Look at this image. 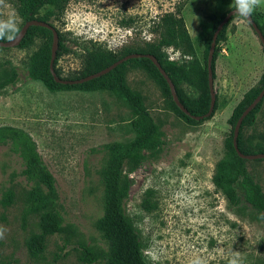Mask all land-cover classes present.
<instances>
[{
	"label": "rangeland",
	"instance_id": "rangeland-1",
	"mask_svg": "<svg viewBox=\"0 0 264 264\" xmlns=\"http://www.w3.org/2000/svg\"><path fill=\"white\" fill-rule=\"evenodd\" d=\"M181 1L69 0L61 14L46 6L36 15L47 14L72 49L58 57L56 52L54 59L60 76L70 78L80 74L83 53L91 44L118 53L155 41L156 21ZM232 6V0H187L181 14L194 53L186 55L174 46L163 51L170 59L204 66L205 39L213 28L210 15L220 17ZM20 7L19 0H0V19L12 15L20 29ZM256 10L264 14V6ZM49 42L48 34L36 29L30 43L0 47V79L13 67L18 72L15 83L0 89V125L20 127L36 142L56 181L63 228L46 236L42 252L29 251V240L41 232L39 215L25 213L29 186L20 173L21 161L0 146V226L6 230L0 264H107L108 245L96 227L103 211L98 149L133 138L132 113L111 91L49 86L32 76V56ZM217 46L216 108L196 123L176 112L172 98L143 68L133 62L124 66L128 86L141 95L164 133L162 145L146 152L142 166L130 174L134 183L125 201L146 264H189L197 256L206 264H228L233 252L240 253L243 264H264V218L244 201L230 206L213 183L217 161L229 157L226 141L234 108L247 92L264 85V48L251 25L236 14ZM180 88L189 100L199 96L194 83L182 82ZM241 140L250 153L264 145V99L253 123L242 126ZM245 165L264 192V158ZM144 199L153 204L150 210L143 207ZM84 246L98 255L96 261L82 259Z\"/></svg>",
	"mask_w": 264,
	"mask_h": 264
},
{
	"label": "trees",
	"instance_id": "trees-1",
	"mask_svg": "<svg viewBox=\"0 0 264 264\" xmlns=\"http://www.w3.org/2000/svg\"><path fill=\"white\" fill-rule=\"evenodd\" d=\"M19 1L21 6L20 14L24 21L37 18L49 22V16L47 14L37 16L38 11L46 6H52L57 13L61 14L69 0ZM186 1L182 0L174 11L166 12L159 17L155 23V30L158 32L159 37L155 41L147 42L144 46L139 47H123L118 53L98 44H91L85 48L83 53L84 62L82 63L80 74L66 79H76L99 71L128 53H150L157 58L171 78L179 100L188 109L190 114L202 115L206 113L210 103L206 70L207 53L212 34L227 11L220 17L214 14L210 15L213 21V28L205 39L204 66L191 64L186 59H170L163 51L164 47L174 46L175 48L181 49L186 55L194 53L192 41L181 14ZM233 8L234 5L230 9ZM251 17L264 36V14L255 10ZM226 25L227 23L222 26L216 40L212 60L213 77L214 60L219 49L217 44L222 37V32ZM36 29L48 34L50 42L32 56L29 67L32 76L43 80L49 86L68 88L80 86L90 89L108 90L123 98L130 108L132 115L129 119V125L134 134L133 138L126 142L113 141L105 143L98 149L99 152H102V164L99 170V176L103 187V211L97 219L96 227L108 245L107 264H146L142 243L135 226L126 213L125 201L128 198L130 187L134 183L130 174L142 166L146 159V152L154 151L162 145L164 133L160 125L153 119L148 108L144 105L141 95L128 86L124 66L127 62H133L136 66L143 68L162 86L170 98H172L169 86L154 63L147 57L130 58L109 72L83 83H58L49 71L52 33L48 28L36 25L30 26L18 46L30 43L34 37V30ZM58 36L57 57L72 51L66 45L64 37L59 31ZM54 70L57 76L61 77L59 70L55 66ZM17 77L18 72L13 67L10 75L0 79V89L15 83ZM182 82L194 83L200 91L198 98L194 100L187 99L180 88ZM261 89H252L247 92L240 103L234 108L229 119L232 125V132L226 141V146L229 149V157L226 156L217 161L213 174V183L221 189L230 206H238L244 201L264 218V192L262 187L247 170L245 165L247 159L239 157L232 145L233 128L238 117ZM263 99L264 96L248 115L245 116L241 123L237 144L243 153L250 152L242 148V126L253 123ZM171 102L176 112L188 122L196 123L208 118L195 120L182 112L173 99ZM215 108L216 102L214 110ZM0 146L7 147L21 161L22 167L20 173L29 186L25 213H37L39 215L41 232L34 235L28 242L29 251L36 255L44 249L46 236L51 233L60 232L63 228L62 216L59 212L60 203L56 181L44 163L36 142L24 129L12 125H0ZM257 152H264V145H260ZM142 205L146 210H150L153 206L148 199H144ZM82 259L87 263H92L98 259V255L89 247L84 246Z\"/></svg>",
	"mask_w": 264,
	"mask_h": 264
},
{
	"label": "water",
	"instance_id": "water-1",
	"mask_svg": "<svg viewBox=\"0 0 264 264\" xmlns=\"http://www.w3.org/2000/svg\"><path fill=\"white\" fill-rule=\"evenodd\" d=\"M234 14L235 13H234L233 9H230L229 11H227V13L223 17V19L216 26V28L212 34V37H211V41H210V45H209V49H208V53H207V58H206L207 84H208V90L210 93V103H209V108H208L207 112L202 114V115L190 114L188 109L181 103V101L179 100L178 95L176 93L174 83L172 82V80L169 77V75L167 74V72L164 70V68L161 66L160 62L157 60V58L153 54L137 53V52L128 53V54L124 55L123 57H120L119 59L115 60L114 62H112L108 66L104 67L103 69L96 71L94 73H91V74H88L86 76L76 78V79L62 78V77L57 76V74L54 70V59L56 56V52L58 49V43H59L58 31H57L56 27L53 24H51L50 22L43 21V20L37 19V18L28 19V20L24 21L22 27L19 29V38L12 43H10L8 41H0V47L7 48V47L18 46L19 43L21 42L22 38L26 34L28 28L32 25L42 26V27L48 28L52 33L51 52H50V60H49V71H50L52 77L54 78V80L56 82L62 83V84L83 83V82H86L88 80H91L95 77L101 76V75L109 72L114 67H116L120 63H122V62H124L130 58L147 57L154 63V65L157 67V69L160 71L163 78L167 82L169 89H170L172 99L175 102V104L177 105V107L182 112H184L186 115L192 117L193 119L200 120V119H204L206 117H209L212 114V112L214 111L215 102H216V93H215L214 86H213V69H212L213 54H214L215 47H216V40H217L218 34H219L222 26L225 23H227L228 20L231 18V16H233ZM245 19L251 25V27L253 28V30L257 34V36L260 40V43H261L262 47L264 48V36H263L261 30L259 29V27L257 26L256 22L253 20V18L251 16L248 18H245ZM263 96H264V85H263L262 89L260 90V92L256 95V97L251 101V103H249V105H247V107L242 111V113L238 117V119L234 125V128H233L232 145H233L236 153L238 154V156L243 158V159L249 160V159L264 158V152L243 153L240 151L238 144H237V137H238L240 126H241L243 119L257 105V103L261 101Z\"/></svg>",
	"mask_w": 264,
	"mask_h": 264
},
{
	"label": "clouds",
	"instance_id": "clouds-1",
	"mask_svg": "<svg viewBox=\"0 0 264 264\" xmlns=\"http://www.w3.org/2000/svg\"><path fill=\"white\" fill-rule=\"evenodd\" d=\"M234 5V13L243 18L250 17L253 12L264 6V0H232ZM19 38V27L14 16L10 15L6 19H0V41H8L10 43ZM6 230L0 226V239L4 238ZM189 264H206L203 258L197 256L189 261ZM228 264H243V260L239 252H233L228 260Z\"/></svg>",
	"mask_w": 264,
	"mask_h": 264
}]
</instances>
